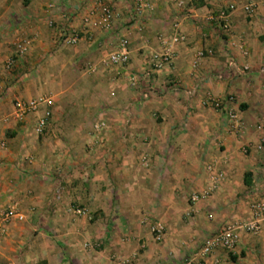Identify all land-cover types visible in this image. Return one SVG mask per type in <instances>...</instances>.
Returning <instances> with one entry per match:
<instances>
[{
  "label": "crops",
  "instance_id": "1",
  "mask_svg": "<svg viewBox=\"0 0 264 264\" xmlns=\"http://www.w3.org/2000/svg\"><path fill=\"white\" fill-rule=\"evenodd\" d=\"M249 1L145 0L138 19L130 0H0V213L22 216L0 235V264H180L223 222L245 217L248 189L263 194L264 165V148H252L264 135V0H252L247 15ZM97 4L110 8V29L58 47L57 30L80 31L87 14L96 21ZM174 22L183 44L169 42ZM122 37L127 64L106 65ZM22 42L21 58L5 69ZM166 44L170 63L150 71ZM228 60L246 72H229ZM38 97L51 101L41 135L43 106L13 116L16 101ZM207 99L221 101L239 127ZM208 164L224 180L190 205L189 195L210 184ZM75 205L86 214H71ZM152 223L163 228L159 242ZM205 261L264 264V231H238L234 254L218 249Z\"/></svg>",
  "mask_w": 264,
  "mask_h": 264
},
{
  "label": "built area",
  "instance_id": "2",
  "mask_svg": "<svg viewBox=\"0 0 264 264\" xmlns=\"http://www.w3.org/2000/svg\"><path fill=\"white\" fill-rule=\"evenodd\" d=\"M131 10L135 18L142 17V14L149 8L145 0H130ZM99 15L96 21H91V14L83 15L81 17L82 29L80 31H75L68 28H60L57 30L54 42L58 47L64 46H74L82 38L91 41L92 38L89 34V30L94 28H100L102 30H109L112 13L108 6L97 4ZM232 9V7H229ZM254 10V2L250 0L242 6V11L249 15ZM169 35V42L172 44H183L185 37L179 30L178 23L174 22L171 24ZM26 43L22 42L17 44L16 50L11 57H9L3 64L5 69H10L14 63V59L17 57L21 58L22 54L25 51ZM210 54L209 51L204 52ZM242 55H246L245 51H242ZM203 56V53L199 52L194 57L193 62L191 63L192 68H195L198 64V60ZM129 60V48L128 41L125 38H119L116 42L114 50L107 53L105 57V64L111 67H119L127 64ZM171 61V50L168 44L164 45L160 53L153 55L151 61L149 62L150 71L158 70L163 65L170 63ZM86 70L89 73H93L95 68L92 64H88ZM227 70L233 72L237 75H242L246 72L245 67H238L232 60L227 61ZM259 73L264 76V56L262 60ZM133 85V83H132ZM264 86V78L262 81ZM206 104L213 110L221 111L225 114L226 119L230 125L234 128H238L239 124L235 118V115L231 110L225 109L221 101L217 99H207ZM51 105V101L47 97H38L30 99L28 101H16L13 105L14 113L13 116L17 121L22 120L24 116L34 112L39 106H43L44 110L41 116L36 120L34 133L36 135H41L43 132L49 117L50 112L48 107ZM4 148L3 142H0V149ZM253 150L257 153L263 151L264 148V135L259 136L257 143L252 147ZM252 148L248 145H244L241 148V153L246 155ZM205 173L207 175V180L209 185L206 186L199 193H192L188 197V203L194 204L199 200L206 199L212 195L216 187L224 180V174L221 171L214 170L212 165H207L205 167ZM260 177L263 180V194L258 195L256 192V186L250 187L245 195L246 201V214L245 217L240 222L234 221H225L219 228L210 236L206 237L202 242L199 248L185 256L180 264H207L206 258L209 257L215 250H222L228 255H232L236 251L237 247V232L242 231L250 235H257L260 232L264 231V168L259 171ZM69 211L71 214L76 216H83L86 214L84 208L80 206H72ZM189 216V212L186 213V217ZM21 220L14 208L8 207L3 212L0 213V235L3 234L5 227L11 220ZM149 232L152 239L155 242H159L163 235L164 231L162 226L159 223H152L149 227ZM123 264V263H118Z\"/></svg>",
  "mask_w": 264,
  "mask_h": 264
},
{
  "label": "trees",
  "instance_id": "3",
  "mask_svg": "<svg viewBox=\"0 0 264 264\" xmlns=\"http://www.w3.org/2000/svg\"><path fill=\"white\" fill-rule=\"evenodd\" d=\"M249 175L248 174H244V177H243V180H244V184L246 185V186H249V181L246 179V177H248Z\"/></svg>",
  "mask_w": 264,
  "mask_h": 264
},
{
  "label": "rangeland",
  "instance_id": "4",
  "mask_svg": "<svg viewBox=\"0 0 264 264\" xmlns=\"http://www.w3.org/2000/svg\"><path fill=\"white\" fill-rule=\"evenodd\" d=\"M261 127H262V130H264V123L261 124ZM262 153H263V151L260 152L259 154H262ZM262 164H264V163H262ZM259 165L264 168V165H261L260 163H259Z\"/></svg>",
  "mask_w": 264,
  "mask_h": 264
}]
</instances>
